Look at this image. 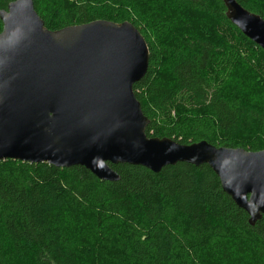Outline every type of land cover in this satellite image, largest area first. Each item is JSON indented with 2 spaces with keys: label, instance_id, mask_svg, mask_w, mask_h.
<instances>
[{
  "label": "trees",
  "instance_id": "obj_1",
  "mask_svg": "<svg viewBox=\"0 0 264 264\" xmlns=\"http://www.w3.org/2000/svg\"><path fill=\"white\" fill-rule=\"evenodd\" d=\"M15 0H0V10ZM264 18V0H237ZM45 26L132 22L150 50L134 85L149 137L264 149V92L246 91L220 66L239 48L247 78L264 50L226 15L224 0H34ZM3 24L0 20V32ZM0 161V264H264V215L255 225L207 164L160 172Z\"/></svg>",
  "mask_w": 264,
  "mask_h": 264
},
{
  "label": "water",
  "instance_id": "obj_2",
  "mask_svg": "<svg viewBox=\"0 0 264 264\" xmlns=\"http://www.w3.org/2000/svg\"><path fill=\"white\" fill-rule=\"evenodd\" d=\"M224 3L227 18L264 50V18L237 0ZM0 20V161L83 166L107 181L120 179L110 164L156 173L181 162L207 164L251 225L262 218L264 149L147 135L150 119L134 85L147 73L150 50L132 22L52 30L34 0L10 2Z\"/></svg>",
  "mask_w": 264,
  "mask_h": 264
},
{
  "label": "rangeland",
  "instance_id": "obj_3",
  "mask_svg": "<svg viewBox=\"0 0 264 264\" xmlns=\"http://www.w3.org/2000/svg\"><path fill=\"white\" fill-rule=\"evenodd\" d=\"M242 61H246V55L239 48H234L224 54L219 67H222L229 79L240 82L242 88L247 89L246 91L249 92V90L256 88L264 92V69L256 68V76L247 78L244 76V72L249 69L247 65L242 69Z\"/></svg>",
  "mask_w": 264,
  "mask_h": 264
}]
</instances>
